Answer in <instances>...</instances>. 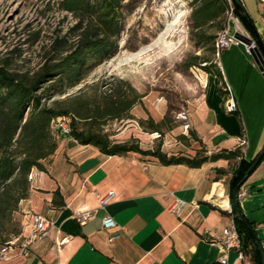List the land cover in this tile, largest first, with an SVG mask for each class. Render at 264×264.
<instances>
[{
    "label": "crops",
    "instance_id": "0c3cea01",
    "mask_svg": "<svg viewBox=\"0 0 264 264\" xmlns=\"http://www.w3.org/2000/svg\"><path fill=\"white\" fill-rule=\"evenodd\" d=\"M241 1L264 43V0ZM219 63L223 77L208 74L191 112L192 128L209 154L234 150L245 137L244 158L251 161L264 147V76L243 44L223 51ZM226 83L238 104L234 113L226 108ZM143 139L137 142L139 147H155L149 137ZM56 140L47 170L33 168L30 174V191L22 203L25 231L20 238L29 232L32 213L50 210L59 230L52 228L30 257L16 254L1 264H222L225 254L229 264H256L249 253L238 259L235 251L226 252L213 241L233 218L216 202L230 203L222 180L217 179V169L230 160L208 161L200 167L164 165L135 151L108 155L70 135L56 133ZM160 145L168 155H178ZM56 190L62 198L54 204ZM240 190L246 192L239 199L240 209L264 248V159ZM109 191H114V197L101 205L100 199ZM176 199L186 203L179 216L170 210ZM75 211H89L91 216L81 224L73 217ZM108 214L120 233L113 241L109 240L112 231L103 227ZM64 237L68 241L57 245Z\"/></svg>",
    "mask_w": 264,
    "mask_h": 264
},
{
    "label": "rangeland",
    "instance_id": "374dc122",
    "mask_svg": "<svg viewBox=\"0 0 264 264\" xmlns=\"http://www.w3.org/2000/svg\"><path fill=\"white\" fill-rule=\"evenodd\" d=\"M193 1L119 0L117 10L123 28L112 38L116 54L88 71L80 84L65 93L49 89L55 80L42 82L38 86L42 105L63 112L73 104L83 113L88 105L98 109L118 88L131 95L133 87L142 96L128 115L82 120L69 111L53 119L65 115L72 131L77 128L84 135H94L108 146L138 144L149 137L152 147L162 144L171 153L209 154L202 141L190 134L191 112L206 86L208 74L219 67L215 41L228 18L224 26L216 22L204 29H194L190 18ZM60 2L0 0V67L37 79L58 57L71 55L82 44L92 30L90 25H96L98 20L94 17L82 21L79 15L62 9ZM113 5L116 7L115 1ZM230 25L232 30L241 28L251 36L240 20H231ZM183 113L188 115V121L181 117ZM165 116L168 119L160 132L153 131L151 122H159ZM52 130L56 135L57 131ZM234 165L235 161H230L225 168L217 169V179L222 180L230 203L229 182ZM24 199L0 222V246L20 239Z\"/></svg>",
    "mask_w": 264,
    "mask_h": 264
},
{
    "label": "trees",
    "instance_id": "16d2710c",
    "mask_svg": "<svg viewBox=\"0 0 264 264\" xmlns=\"http://www.w3.org/2000/svg\"><path fill=\"white\" fill-rule=\"evenodd\" d=\"M114 1L117 4L116 7L113 5ZM232 1L234 4V1L240 2L241 0ZM60 3L62 9L79 15L82 21L87 18L93 20L92 18L95 17L98 23L90 25L92 30L71 55L63 58L58 57V61L47 68L37 79L11 73L0 67V222L10 216L22 199L28 197L32 169L47 170V164L51 162L57 148L56 135L51 126L54 116L72 111L82 120L93 116L101 119L120 118L123 115H128L142 96L133 87L130 89L131 95H128L127 91L122 88H118L114 93L108 95L103 101V105L97 107L98 109L88 105L84 108L86 110L83 113H80L73 104L67 107L69 110L63 112H57L42 105L41 95L38 93V86L42 82L55 80L56 83L49 89H57L60 93H65L66 89L77 86L85 79L88 71L101 64L106 58L116 54L117 46L112 38L116 37L123 28L120 13L117 10L120 5L119 0H99L97 2L61 0ZM228 7V0H194L190 15L192 27L197 30L204 29L216 22L224 26ZM234 14L255 41L260 38L251 17L245 10L240 11L234 5ZM210 73L223 77L219 67ZM167 119L168 116H165L159 122L152 121L150 128L160 132L161 126L166 124ZM169 128L171 129V127ZM190 134L198 138L193 129ZM72 137L80 143L93 144L108 155H125L130 151H135L152 156L164 165L186 164L191 167H200L205 162L219 159L235 161L236 156L240 153L236 148L204 155L196 154L190 157L179 154L168 155L161 150L160 144L152 149H142L133 143H116L108 146L98 137L91 134L84 135L77 128L72 131ZM258 156L259 154L251 161H247L244 157L239 162L235 161L229 182V195L233 208L232 215L241 237L242 249L251 255L256 264H262L257 245V240L260 239L255 227L242 211L243 218L236 215V209L232 202L235 192L240 208L238 193L246 179L248 169ZM262 159H264V155ZM61 198V193L56 190L53 196L54 204L58 203Z\"/></svg>",
    "mask_w": 264,
    "mask_h": 264
},
{
    "label": "built area",
    "instance_id": "2783aa9c",
    "mask_svg": "<svg viewBox=\"0 0 264 264\" xmlns=\"http://www.w3.org/2000/svg\"><path fill=\"white\" fill-rule=\"evenodd\" d=\"M242 6L243 3L240 1ZM227 18L228 23L225 25L218 33L215 41V55L217 57V64L221 69V65L219 63L220 56L223 51L229 49L233 45H240L243 44L238 38L234 36L235 31L239 30H232L230 21L239 20L238 17L234 14V4L229 1V7L227 10ZM240 32V31H239ZM242 33V32H241ZM246 47V46H245ZM247 49V47H246ZM248 51V49H247ZM224 90L227 95V102L226 108L229 112L234 113L238 111V104L235 99L232 87L229 84L224 85ZM181 117L185 120H189V117L186 113H183ZM52 128L57 131L59 134L63 135H70L72 136V128L70 119L65 116L61 115L53 119L52 121ZM187 128L189 124L185 125ZM247 146V139L242 137L239 140V145L237 149L239 150V154L236 156L235 161L239 162L244 157V152ZM246 194L245 191L240 190L238 193V199L243 197ZM114 191H109L107 195L100 199L101 205H106L109 201L114 197ZM185 201L182 199H176L172 206L170 207L171 212L175 213L176 215H181L184 207ZM224 209L233 214L232 204L229 203L228 206H223ZM91 216V212L89 211H75L73 213V217L79 221L81 224H85L87 219ZM233 216V215H232ZM29 232L22 237L18 241L9 242L2 246H0V264L4 261H8L14 255L18 254L23 258H28L31 256L34 246L44 239L50 232L52 228H59L56 226L55 219L50 215V210L46 213H32L30 222H29ZM103 227L112 231V235L110 236L109 240L113 241L120 236L118 231V224L115 219L111 215H107L103 219ZM25 226H22L21 233H24ZM68 241V237H64L60 241L57 242V245H61ZM213 241L218 243L226 252L235 251L237 253L238 259H243L245 257V252L242 249V242L241 237L239 235L238 229L236 227V223L234 218H232L231 223L226 226L221 233L215 235ZM222 264H229L227 254L223 255L220 258Z\"/></svg>",
    "mask_w": 264,
    "mask_h": 264
},
{
    "label": "water",
    "instance_id": "95a60500",
    "mask_svg": "<svg viewBox=\"0 0 264 264\" xmlns=\"http://www.w3.org/2000/svg\"><path fill=\"white\" fill-rule=\"evenodd\" d=\"M234 5L240 11L244 10V7L242 6L241 2H239V1H234ZM234 36L236 38H238L247 47L248 52L252 55L254 61L256 62V64L258 65L259 69L262 71L263 76H264V43L262 42V40L260 38H258L255 41L251 36H246L239 31H235ZM263 155H264V147L261 150L256 161L248 169V171L246 173V177H248L252 173V171L256 168L257 164L261 161ZM232 202H233V205L236 209V215L239 218H243V214L241 213V210L238 207V201L236 199L235 192H234V198H233ZM257 245H258L259 250H260L262 264H264V248H263L260 240H257Z\"/></svg>",
    "mask_w": 264,
    "mask_h": 264
},
{
    "label": "bare ground",
    "instance_id": "6f19581e",
    "mask_svg": "<svg viewBox=\"0 0 264 264\" xmlns=\"http://www.w3.org/2000/svg\"><path fill=\"white\" fill-rule=\"evenodd\" d=\"M240 32H242L244 35L248 36L246 32H244L241 28L238 29ZM217 203H219L222 206H228L229 202H227V199H225L223 202L221 201H216ZM218 205V204H217Z\"/></svg>",
    "mask_w": 264,
    "mask_h": 264
}]
</instances>
